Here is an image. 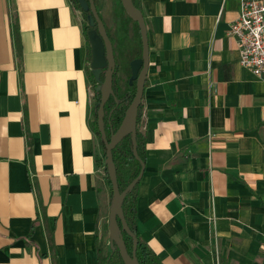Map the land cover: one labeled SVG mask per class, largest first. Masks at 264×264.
Returning a JSON list of instances; mask_svg holds the SVG:
<instances>
[{"label": "crops", "instance_id": "crops-1", "mask_svg": "<svg viewBox=\"0 0 264 264\" xmlns=\"http://www.w3.org/2000/svg\"><path fill=\"white\" fill-rule=\"evenodd\" d=\"M139 4L137 238L163 264H264V83L228 32L239 0ZM122 17L128 60L141 41ZM89 62L70 0H0V264H99L110 247Z\"/></svg>", "mask_w": 264, "mask_h": 264}, {"label": "water", "instance_id": "water-1", "mask_svg": "<svg viewBox=\"0 0 264 264\" xmlns=\"http://www.w3.org/2000/svg\"><path fill=\"white\" fill-rule=\"evenodd\" d=\"M126 13L137 22L140 41L141 55L132 58L129 61L130 75L128 83L135 82L134 95L124 110L122 119L115 130L110 132L109 138L106 136L105 120H104V104L108 97L113 94V70L116 65L115 55L111 39L107 33L104 21L99 15L94 0H80L82 10L87 11L86 17L88 24L91 26L86 34L90 43L91 59L90 68L98 82L95 90L100 92L98 107L96 110L97 127L105 146L104 163L109 177L112 196L109 204L108 215V233L110 238V246H116L124 264H140L136 257V246L138 238L136 229L130 228L122 209V202L127 192L137 183L144 171L145 163L139 157L137 152V116L138 109L141 103L144 84L149 63V46L146 23L143 17L142 10L136 6L133 0H120ZM103 68H105L103 78L100 77ZM130 135L131 149L134 157L140 162V170L138 174L120 190L116 168L113 160V147L126 135ZM125 231L132 238V248L129 251L124 241L122 232Z\"/></svg>", "mask_w": 264, "mask_h": 264}, {"label": "trees", "instance_id": "trees-1", "mask_svg": "<svg viewBox=\"0 0 264 264\" xmlns=\"http://www.w3.org/2000/svg\"><path fill=\"white\" fill-rule=\"evenodd\" d=\"M70 1L75 2L78 5V7H81L80 0H70ZM133 2L136 6H138L141 9L139 0H133ZM83 13L85 14L87 13V11H83ZM135 23L137 25L136 21ZM90 27L91 26L89 24H86V31L83 29L85 38L87 41L89 60L91 59V50H90V43L88 41L86 32ZM137 31L139 34L138 25H137ZM140 55H141V49L139 50L137 56H140ZM118 69H119V65L116 63L115 68L113 70V94L109 97V99L104 104V111H105L104 120H105V131H106L107 138H109L110 132L112 130H115L117 126L119 125L122 119V116L124 114V110L129 104V102L131 101L134 95V91H135V82H133L132 84H129L128 79H127V88L123 92L119 91L118 85L116 84V72L118 71ZM104 71H105V68H103V71L100 75L101 78H103ZM129 72H130V68H129ZM88 74L92 82V87L94 89V96L96 99L95 105L93 107L94 118L91 121V128L99 137V141L103 147V156H104V157L99 156L97 158V164L98 166H101V168L105 172L104 177H105L107 184L109 185L110 196H112L111 183L107 175V170H106V166L104 163L105 146H104L103 140L101 139V136H100V133L97 127V119H96L97 118L96 110H97L98 101H99V91L95 90V87L96 85H98V82L95 79L91 71V68L89 69ZM139 117H140V105L138 109L137 123L139 121ZM136 141H137L138 155L143 161H145V158H146L145 137L141 133V131L138 129V127L136 131ZM112 155H113V160H114L115 168H116L117 182H118L120 190H122L138 174L140 170V162L138 159L134 157L132 153L131 138L129 134L124 136L113 147ZM137 186H138V182L135 183V185L127 192L122 202V209L126 217L127 223L131 229L132 228L136 229L135 206H136V200H137V194H138ZM122 235L126 243L127 249L130 251L132 248V238L125 231L122 232ZM136 257L140 264H163L159 256L151 248H149L144 242L140 240H138L137 246H136ZM98 259H99L98 260L99 264H124L116 246L108 247L107 252L103 251L101 254H99Z\"/></svg>", "mask_w": 264, "mask_h": 264}, {"label": "rangeland", "instance_id": "rangeland-1", "mask_svg": "<svg viewBox=\"0 0 264 264\" xmlns=\"http://www.w3.org/2000/svg\"><path fill=\"white\" fill-rule=\"evenodd\" d=\"M97 11L101 16L102 20L105 23L108 35L111 39L113 45V51L115 55V61L119 65V69L116 72V84L118 85L119 91L123 92L127 88V79L129 75V61L131 59L127 58L131 54V47L135 39H137V33L135 29H131V26L128 24L129 22L123 19V10L124 8L121 5L120 0H94ZM73 7L78 12L83 29L86 31V24L87 23V13H83L81 7L75 2H72ZM125 11V10H124ZM126 12V11H125ZM130 18V17H129ZM135 28V27H134ZM91 93V100H92V118H94L93 114V107L95 105V96H94V89L91 85L90 87ZM98 138V150L99 155L103 156V147ZM104 157V156H103ZM102 169V168H101ZM102 172H105L102 169ZM108 215L109 210L107 212L106 221L105 223V232L108 234ZM102 248L104 252H107L108 246L102 244Z\"/></svg>", "mask_w": 264, "mask_h": 264}, {"label": "built area", "instance_id": "built-area-1", "mask_svg": "<svg viewBox=\"0 0 264 264\" xmlns=\"http://www.w3.org/2000/svg\"><path fill=\"white\" fill-rule=\"evenodd\" d=\"M228 32L238 45V62L264 83V0H239Z\"/></svg>", "mask_w": 264, "mask_h": 264}, {"label": "flooded vegetation", "instance_id": "flooded-vegetation-1", "mask_svg": "<svg viewBox=\"0 0 264 264\" xmlns=\"http://www.w3.org/2000/svg\"><path fill=\"white\" fill-rule=\"evenodd\" d=\"M107 33H108V32H107ZM112 88H113V82H112ZM99 96H100V92H99ZM110 96H111V95H110ZM110 96H109V97H110ZM109 97H108V99H109ZM108 99H107V100H108Z\"/></svg>", "mask_w": 264, "mask_h": 264}]
</instances>
